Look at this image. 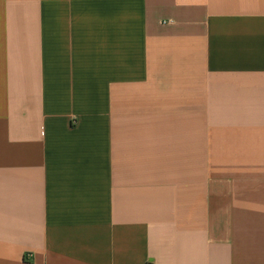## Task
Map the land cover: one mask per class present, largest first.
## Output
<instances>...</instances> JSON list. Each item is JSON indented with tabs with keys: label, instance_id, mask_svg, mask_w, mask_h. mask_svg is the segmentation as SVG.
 <instances>
[{
	"label": "crops",
	"instance_id": "1",
	"mask_svg": "<svg viewBox=\"0 0 264 264\" xmlns=\"http://www.w3.org/2000/svg\"><path fill=\"white\" fill-rule=\"evenodd\" d=\"M0 264H264V0H0Z\"/></svg>",
	"mask_w": 264,
	"mask_h": 264
},
{
	"label": "rangeland",
	"instance_id": "2",
	"mask_svg": "<svg viewBox=\"0 0 264 264\" xmlns=\"http://www.w3.org/2000/svg\"><path fill=\"white\" fill-rule=\"evenodd\" d=\"M192 165H193V167H200V165H201V160H200V159H197V158H194V159L192 160Z\"/></svg>",
	"mask_w": 264,
	"mask_h": 264
}]
</instances>
